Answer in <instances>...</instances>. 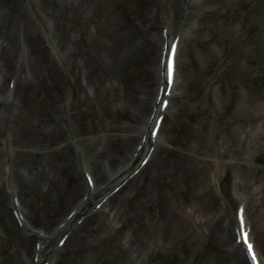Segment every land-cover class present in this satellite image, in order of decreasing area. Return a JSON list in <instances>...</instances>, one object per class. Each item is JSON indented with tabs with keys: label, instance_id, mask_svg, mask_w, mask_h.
Listing matches in <instances>:
<instances>
[{
	"label": "bare ground",
	"instance_id": "bare-ground-1",
	"mask_svg": "<svg viewBox=\"0 0 264 264\" xmlns=\"http://www.w3.org/2000/svg\"><path fill=\"white\" fill-rule=\"evenodd\" d=\"M25 1L29 9L27 12L22 10L20 0H0V233L5 235V238L0 235V241L11 235L16 237L15 251L0 256V264H36L33 254L38 255L39 263L43 259L47 261L44 249L52 236L70 232L67 244L77 253H85L84 264H96L100 257L98 248L113 241L114 235L122 231L126 235L122 251L130 254L135 264H162L158 249L175 243L182 246L183 240L186 238L184 241H187L193 230H199L193 220L194 211L200 217L212 218L213 224H209L208 232H202L203 238L213 235L232 264H247L242 246L236 243V225L227 216L228 210L222 214L214 190H183L186 199L178 197L175 200L161 188L170 168L180 167L190 175L204 171L205 175L209 173V179L216 167L215 183L223 197L222 178L218 176L221 165L233 170L237 180L234 196L240 205H246L252 241L261 264H264V60L261 59V56L264 57V38L261 37L258 42L259 47H263L259 49V57H255L256 54L249 49L244 54L241 68H236L238 72L231 75L228 105H233V100L235 105L230 112L229 123L218 126L223 132L228 131L222 146L218 147L216 138L211 136L213 154L206 159L211 165L201 161L199 156L180 162L168 151L170 142L179 139L176 128L180 124L172 125L167 141L161 135L174 108L170 100L174 96L180 97L182 91L181 88L178 90L179 52L185 47L193 52L188 41H193V33L200 31L202 25H208L211 11L212 15L217 13L215 8L221 0H190L185 12L188 16L195 14L198 21L194 19L181 24L169 17L159 34L152 32V28H157L162 21L165 6H173L178 12L180 3L176 0H151L157 7V14L152 19L150 13L130 19L123 11H117L113 20H103L114 29L100 41L97 49L102 53L95 56L93 63L89 62L86 53L74 47L80 38L74 31L73 23L81 19L85 21L86 16L90 18L96 0H72L73 6L68 0L64 3L60 0ZM125 1L116 0L115 8ZM66 7H70L68 13ZM229 13L227 23L235 15L230 16ZM28 14L38 21V26L49 25L50 31L39 32L35 28L36 22L30 21ZM37 14L40 18L36 17ZM159 16L160 21L157 20ZM177 23L183 26L177 27ZM80 26L83 29V24ZM260 28L264 31V17ZM189 32H192L191 35H188ZM186 35L185 42L183 38ZM177 36L180 37V46L175 61L174 83L170 95L163 94L158 104L159 89L166 83V63L164 66L161 63L164 44L166 41L170 44ZM211 37L210 34L198 40L205 42ZM87 38L94 43L96 36L88 33ZM141 38L143 41L140 44L138 41ZM138 47L157 53V60L146 69L147 75L156 78L157 89L152 99L145 96L147 100H142L140 108L134 111L135 124L128 122V126H120L125 114L115 108L107 97V101L102 99L103 103L96 99L101 93L106 96L109 92L104 88V79L99 73L105 69L106 76L112 73L117 81L120 80L116 70ZM220 48L222 46L218 45ZM22 54L24 61L23 57L20 61ZM77 55H80V64L77 63ZM239 77H242L240 83ZM79 79L82 80V96L77 99L71 86L75 88ZM10 81L14 83L13 87L9 85ZM165 100L169 103L162 113L161 104ZM200 113L193 114L198 118ZM93 114L97 121L92 119ZM153 114L155 117L151 119ZM161 114L167 118L153 139L151 131L155 119ZM213 119H218V115L215 114ZM232 126L234 130H230ZM115 127L123 128L122 132L116 134ZM207 130V125L199 124L196 131L198 136L205 137ZM195 134L194 129L191 135ZM90 135L94 136L90 138ZM57 138L66 143L65 149L56 145ZM205 147L207 152L208 145ZM220 149L225 150L221 152ZM143 152L146 155L151 152L149 162L138 174H129L131 169L140 166L143 158L139 163L138 160ZM72 174L76 177L73 184ZM87 174L93 175V186L88 185L87 179L83 181V175L86 177ZM114 182L122 187L115 194L109 193L100 210L89 209L87 213H82L92 200L98 199L97 204L101 202ZM31 183L32 189L26 186ZM255 185L258 190H251ZM35 193L46 197L41 206L35 202ZM15 197L19 199L18 205L15 204ZM80 199L79 203H75ZM50 207H53L55 216L47 220L46 213ZM59 208L63 211L57 215ZM41 209L46 212L40 219L44 230H35L26 220L32 217L38 220L37 211ZM68 210L75 211L74 215L64 218L63 227L55 228L56 221H60ZM83 215L86 217L79 225L76 221ZM142 218H147L145 223L154 221L155 225L146 229L140 223ZM80 229L86 230L84 234L77 235ZM35 238L42 242L39 250L33 246ZM197 248V240L194 239L184 245L189 259L192 258L190 264H211L206 256L201 257ZM53 252L61 250L55 247Z\"/></svg>",
	"mask_w": 264,
	"mask_h": 264
},
{
	"label": "rangeland",
	"instance_id": "rangeland-1",
	"mask_svg": "<svg viewBox=\"0 0 264 264\" xmlns=\"http://www.w3.org/2000/svg\"><path fill=\"white\" fill-rule=\"evenodd\" d=\"M65 1L66 0H60L62 3ZM68 1L72 2V4L69 5L73 6V1ZM212 1L214 2V0ZM24 2L26 1L20 0V4H22L21 8L27 12L29 9ZM176 2L183 6H185V4L188 5V0H176ZM95 3L97 4L91 10L90 18L87 19L86 16L85 21L81 19L73 23L74 31L80 38L77 40V46L75 45L74 47H76L79 52L86 53L87 59H89L91 63H93L92 61L95 62V56L102 53L100 49H97L100 41L106 39L114 29L110 24H107V22H103V20H113L115 17L114 13L117 11H123L130 19H134L135 17L141 18L146 16L147 13L151 14L150 17L152 19L157 14V7L153 6L151 0H126L118 8L114 6L116 0H96ZM171 9L174 13L172 16ZM215 10H217L215 15H212L211 11L208 25H202L200 31L194 33L193 41H188L189 47L193 49V52L190 53L188 48L185 47L179 55L178 90H180V88L182 90L181 92L179 91L181 93V98L174 97L173 100H171V103L174 104V108L176 106L178 108L172 109V113L170 117L167 118L168 121L162 129L161 135L162 138L167 141L172 125H174V123L180 124L179 127L176 128L178 130L177 137H179V139L177 138L178 140L171 141L168 149L170 152L169 154L178 158L180 162L199 156L201 161L204 163L209 162L208 164L211 165V162L206 160L213 154L211 136L213 135L212 139L216 138V145L221 147L223 141L227 139L226 135L228 131L223 132V129H219L218 126L229 123V115L235 105L234 100L232 103L233 105H228L230 103L229 98L231 97V75L238 72L236 68H241L244 54L248 52L249 49L252 50L253 54H256V57L259 53L261 54L259 49L264 47V42L262 43L263 47H259L260 45L258 44L259 39L261 37L264 38V31L260 28L262 18L264 17V0H221V3L216 6ZM66 11L68 13L70 7H66ZM178 12L181 13L178 15ZM178 12L177 8L173 6H165L162 16L160 15L162 21H160V16L157 17L160 23L157 28H152V32L159 34V31H161L169 17H171L170 19H172V21L181 24H185L187 21H191L195 18V15L188 16L184 8L182 11L179 7ZM227 12H230V16L235 13L234 16L230 17V23H227ZM28 17L30 21L34 20V23L36 22L35 28L39 32L50 31L49 25L43 24L38 26V21H36L32 15L28 14ZM36 17L40 18V14H37ZM188 17H190V20ZM100 20L101 22H99ZM67 23L70 25L69 22ZM80 24H83V29H81L82 26H80ZM181 24L178 25L177 23V27L181 26ZM88 33L96 36L94 43L88 40ZM210 34L212 37L209 40L207 39L205 42L198 40L204 37L207 38ZM142 41L141 38L138 43L141 44ZM254 44H256V47ZM137 45L139 46V44ZM218 45L222 46V48L218 49ZM136 50L137 51H131L127 61H123L116 70L115 73L120 76V80L117 81V77L112 73L106 76L105 73L107 71L105 69H101L102 73H99L104 79V88L109 92L106 96L101 93L96 99L102 102V99L106 100L105 98L107 97L115 108L120 109L125 114L120 121L121 123H119L120 126H128V122L135 124L133 120L134 111L140 108L142 100L146 99L145 96L152 99L157 88L156 78L146 73L148 65L152 64V61L155 59L157 60L156 51L151 53V50L145 47H138ZM91 56H93V58H91ZM76 58L77 63L80 64V55H77ZM263 58L264 57L261 56L262 60H264ZM241 79L242 77H239V83ZM81 83L82 80L79 79V81L75 83V88L71 86L75 91L74 96L75 98L77 97V99L82 96ZM145 111L147 113V108ZM198 111L202 114L200 113V117L195 118L194 114ZM213 114L218 115V119L214 120ZM95 116L96 115L93 114L91 117L94 121H97L98 119ZM199 124L207 125L208 130L205 131L206 134L204 133L206 135L205 137L198 136L197 134L198 132L196 130ZM122 129L123 128L119 129L115 127V133L120 134ZM194 129L196 134L191 135V131ZM231 129L234 130L235 128L232 126L230 130ZM93 136L90 135L89 137L92 138ZM186 141L187 143L189 141L188 145ZM65 144L66 143H63L62 139L57 138L56 145H58L59 148L65 149ZM206 144L208 145L207 152L205 147ZM195 146L197 147L196 149ZM224 150L220 149L221 152ZM144 154L145 152L141 157L144 156ZM222 166L223 165H221V169L218 170V176L222 178L221 190H223L226 195L228 202L227 210L229 215H231L232 209L236 206V200L232 197L230 190H236L235 182L237 180L233 175L232 169H226ZM215 168H213L214 170L211 173L212 176L209 177V179V173L205 175L204 171L190 175L186 170H182L180 167L177 169L170 168L171 170L167 171L168 176L163 180V185L160 186L162 189L167 190L170 196L175 200H177L178 197L182 199L185 197L186 199V196L182 194L183 190H218V185L216 186L215 183L217 181L215 180V178L217 179V171ZM208 169L209 167L206 166V170ZM75 180L76 177L74 175L71 176V184H73ZM115 185V182L112 183L109 190H113ZM26 186L32 189L31 187L33 184H27ZM251 190H258L257 185L251 187ZM184 193L187 192L184 191ZM67 196L68 194H66L65 197ZM45 199L46 197L39 195V193H35V202H38V205L41 206L42 203L45 202ZM96 202L97 201H94L92 203V208H94ZM190 209L191 208H189V210ZM53 211V207H50L47 213L45 209L38 210V220L43 218L44 213L48 214L46 217L47 220L53 218L55 216ZM62 211L63 209L59 208L57 215H60ZM67 212L69 211H66V214ZM192 214L193 220L199 226V230H193L191 235L187 237V241H184L186 238L183 240L182 246L175 243L169 245V247L158 249L159 261L162 264H190L192 258L189 259V254L185 252L184 245L189 244L190 240L194 239L197 240V251L202 254L201 257L206 256L211 264H232L229 255L222 247H219L213 235H210L207 239H204L202 236V232H208L209 224H213L212 218L207 219L204 216L200 217L195 211ZM146 219L147 218H142L140 223L146 229L152 228L155 225L154 221L145 223ZM38 220L32 217L30 222L37 229L43 228V224H41L42 221ZM117 226L119 227V225ZM85 230H80L78 234H84ZM0 235L2 238H5L4 234L0 233ZM125 236L124 231L117 232L112 242H108L98 248L97 253L100 257H98V262L96 264H135L133 259L130 258V254L122 251V246L126 243ZM59 237H55L49 243L45 253L48 252V248L50 249L57 245ZM15 240V235H11L10 237L8 236L6 240L0 241L1 257L7 256V254H11L15 251ZM74 249L75 248L69 245L60 254L56 255L57 258L54 263L84 264L83 258L85 253H77ZM186 259H188V262Z\"/></svg>",
	"mask_w": 264,
	"mask_h": 264
},
{
	"label": "snow or ice",
	"instance_id": "snow-or-ice-1",
	"mask_svg": "<svg viewBox=\"0 0 264 264\" xmlns=\"http://www.w3.org/2000/svg\"><path fill=\"white\" fill-rule=\"evenodd\" d=\"M173 71H174V64H173ZM91 179V178H89ZM241 211V216H240V221H241V224H243L244 222V218H243V209L240 210ZM243 236H244V243L246 244V247L248 250H251L252 249V244L251 242L248 241V231L246 229L243 230ZM252 258L255 260L256 259V253L254 251H252ZM257 264H259V261L257 260Z\"/></svg>",
	"mask_w": 264,
	"mask_h": 264
}]
</instances>
